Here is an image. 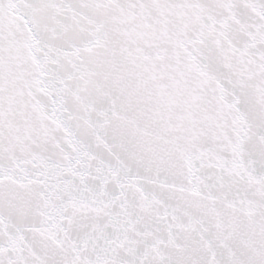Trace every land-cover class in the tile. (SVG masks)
Listing matches in <instances>:
<instances>
[{
  "label": "snow or ice",
  "instance_id": "snow-or-ice-1",
  "mask_svg": "<svg viewBox=\"0 0 264 264\" xmlns=\"http://www.w3.org/2000/svg\"><path fill=\"white\" fill-rule=\"evenodd\" d=\"M0 264H264V0H0Z\"/></svg>",
  "mask_w": 264,
  "mask_h": 264
}]
</instances>
